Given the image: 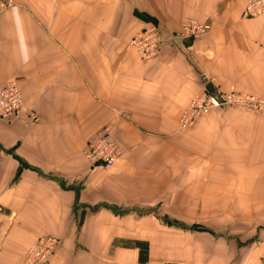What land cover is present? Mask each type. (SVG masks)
<instances>
[{"label":"crops","instance_id":"0c3cea01","mask_svg":"<svg viewBox=\"0 0 264 264\" xmlns=\"http://www.w3.org/2000/svg\"><path fill=\"white\" fill-rule=\"evenodd\" d=\"M12 1L0 87L23 106L0 119V264L40 236L59 240L51 264H264V118L219 106L178 128L207 82L264 98V15L243 16L247 0ZM187 17L209 29L180 41ZM152 24L162 42L143 58L129 42ZM108 123L120 155L104 169L83 150Z\"/></svg>","mask_w":264,"mask_h":264},{"label":"built area","instance_id":"2783aa9c","mask_svg":"<svg viewBox=\"0 0 264 264\" xmlns=\"http://www.w3.org/2000/svg\"><path fill=\"white\" fill-rule=\"evenodd\" d=\"M13 5L12 0H0V11ZM242 14L247 17L264 15V0H247ZM209 24L193 18H185L180 28L174 31V36L180 41L190 40L204 34ZM162 42L159 28L152 24L136 32L130 39L132 45L141 55L149 57L157 54ZM238 105L248 111L262 115L264 118V98L248 96L244 93L225 92L218 95L208 90L196 93L190 99L179 121L183 127H190L196 123L199 116L208 112L210 108L221 105ZM23 106V96L14 81H9L0 87V119L9 121ZM35 118L34 114H31ZM113 125L105 124L86 143L83 153L90 165L104 169L112 167L120 155V146L112 137ZM58 239L54 236H40L30 246L24 256L22 264H50L48 255Z\"/></svg>","mask_w":264,"mask_h":264},{"label":"rangeland","instance_id":"374dc122","mask_svg":"<svg viewBox=\"0 0 264 264\" xmlns=\"http://www.w3.org/2000/svg\"><path fill=\"white\" fill-rule=\"evenodd\" d=\"M243 16H244V15H243ZM188 18H190V17H188ZM8 82H9V81H8ZM6 83H7V82H6ZM202 90H207V89H206V88H203V89H201L200 91H202ZM200 91H198V92H200ZM198 92H197V93H198ZM230 92L244 93V94H247L248 96H254V97L256 96V95L249 94V93H245V92H237V91H230ZM224 93H225V92H224ZM217 94H218V95H221V93H217ZM257 97H259V96H257ZM260 98H262V97H260ZM191 99H192V98H191ZM189 101H190V100H189ZM188 103H189V102H188ZM187 105H188V104H187ZM221 106L239 107L238 105H229V104H228V105H221ZM216 107H219V106H216ZM213 108H215V107L210 108L209 111H210L211 109H213ZM239 108H242L243 110H245V111H247V112H249V113H251V114H256V113H253V112L248 111L245 107H242V106H241V107H239ZM185 109H186V107H185ZM185 109H184V110H185ZM184 110L181 112V114L184 112ZM209 111H208V112H209ZM208 112H206V113H204V114H207ZM181 114H180L179 117H178V128H179V129L190 128V127H192V126L195 124V123H194V124L191 125L190 127H183V126H181V125H180V121H179V118H180ZM204 114H203V115H204ZM201 116H202V115H201ZM201 116H199V118H200ZM199 118H198V119H199ZM198 119H197V120H198ZM196 122H197V121H196ZM200 227H201V228H204L203 226H200ZM54 237H55V236H54ZM37 240H38V239H37ZM37 240H36V241H37ZM36 241H35V242H36ZM58 242H59V240H58ZM57 244H58V243H57ZM32 245H33V244H32ZM32 245H31V246H32ZM56 247H57V245H55V246L53 247V249L50 251V253H49V255H48V260H49V262H46V263H50V264H51V262H50V256H51V254L53 253V251H54V249H55Z\"/></svg>","mask_w":264,"mask_h":264},{"label":"water","instance_id":"95a60500","mask_svg":"<svg viewBox=\"0 0 264 264\" xmlns=\"http://www.w3.org/2000/svg\"><path fill=\"white\" fill-rule=\"evenodd\" d=\"M205 88H206L209 92H211V93H215V88H214V86H213L210 82H207V83L205 84ZM19 171H20V168H18V170L16 171V174H15V176H14V179L18 176ZM82 215H83V214H81L80 219H82Z\"/></svg>","mask_w":264,"mask_h":264},{"label":"bare ground","instance_id":"6f19581e","mask_svg":"<svg viewBox=\"0 0 264 264\" xmlns=\"http://www.w3.org/2000/svg\"><path fill=\"white\" fill-rule=\"evenodd\" d=\"M256 16H258V15H256Z\"/></svg>","mask_w":264,"mask_h":264}]
</instances>
